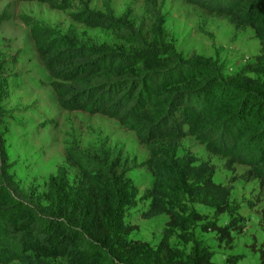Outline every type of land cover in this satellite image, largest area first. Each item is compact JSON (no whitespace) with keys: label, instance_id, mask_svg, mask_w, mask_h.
<instances>
[{"label":"trees","instance_id":"trees-1","mask_svg":"<svg viewBox=\"0 0 264 264\" xmlns=\"http://www.w3.org/2000/svg\"><path fill=\"white\" fill-rule=\"evenodd\" d=\"M187 1L226 17L236 30L254 31L261 44L256 60L262 77L224 78L200 57L167 64L154 62L146 51L114 55L76 47L51 40L35 19H22L59 106L114 118L135 132L147 148L141 166L152 183L139 196L120 155L70 145L45 192H22L0 133V263L213 264L194 227L200 223L222 240L241 229L228 202L232 182L216 183L213 164L191 153L178 156V151L181 141L192 136L210 153L228 157V167L247 165L242 178L264 187V0ZM8 18L3 11L0 25ZM2 65L0 54V99L7 97ZM140 201L147 203L143 219L167 217L155 249L128 238L138 226L127 224L125 217ZM194 204L227 214L228 225L207 221ZM176 231L182 243L191 244L186 255L170 245ZM258 264H264V238Z\"/></svg>","mask_w":264,"mask_h":264},{"label":"rangeland","instance_id":"rangeland-1","mask_svg":"<svg viewBox=\"0 0 264 264\" xmlns=\"http://www.w3.org/2000/svg\"><path fill=\"white\" fill-rule=\"evenodd\" d=\"M5 10L9 18L0 25V54L7 97L0 99V133L10 171L22 192H45L48 177L64 163V149L70 145L120 155L139 196L152 183L151 174L141 166L148 151L135 132L114 118L69 112L59 106L50 87L52 79L38 59L30 29L22 19H35L49 31L51 40L61 39L76 47L114 55L146 51L154 62L167 64L200 57L224 78L262 77L256 60L261 44L254 31L236 30L226 17L209 14L187 0H0V15ZM185 153L213 164L216 183L232 182L228 202L236 209L241 226L222 240L201 229L199 223L193 229L196 240L213 254V264H258L264 238V187L255 179L242 178L247 165L228 167V157L210 153L192 136L181 141L178 156ZM74 172L71 168V177ZM193 207L207 221L228 225L227 214L216 215L213 209L197 204ZM146 208L147 203L140 201L127 212L125 222L138 226L128 238L155 249L167 217L145 220L141 214ZM177 234L170 238V245L186 255L191 244L182 243ZM47 261L66 264L60 259Z\"/></svg>","mask_w":264,"mask_h":264}]
</instances>
